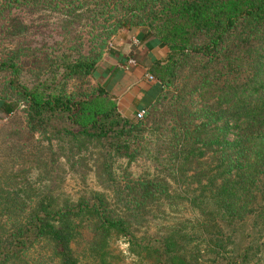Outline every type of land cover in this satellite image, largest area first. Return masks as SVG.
Returning <instances> with one entry per match:
<instances>
[{"label":"trees","instance_id":"obj_1","mask_svg":"<svg viewBox=\"0 0 264 264\" xmlns=\"http://www.w3.org/2000/svg\"><path fill=\"white\" fill-rule=\"evenodd\" d=\"M26 11L56 15L54 30ZM143 27L167 48L147 68L154 103L171 96L138 120L87 84L113 37ZM4 73L0 116H23L0 142V264H78L85 229L100 264L112 236L149 264H249V247L264 249V0H0ZM195 95L206 105L192 108ZM144 154L155 171L133 174ZM89 161L100 191L65 196L63 166L79 176Z\"/></svg>","mask_w":264,"mask_h":264},{"label":"rangeland","instance_id":"obj_2","mask_svg":"<svg viewBox=\"0 0 264 264\" xmlns=\"http://www.w3.org/2000/svg\"><path fill=\"white\" fill-rule=\"evenodd\" d=\"M23 18H26V21L28 22L30 20V22L28 23H34L35 25L39 24L41 26L47 25L46 26V34H48V32H52V30H54L55 28V24L57 21V16L53 15V14H44L45 18H43V16L40 15H30L27 11L25 13H19ZM43 28V27H42ZM35 29V27L33 28V30ZM56 32L54 31L53 34H55ZM38 31H33L31 34V38L34 40L35 42L38 40V38L36 39ZM58 40H61V37H58ZM57 39V38H55ZM6 43V42H5ZM4 43V44H5ZM165 59V58H164ZM101 65L99 66V71H100ZM11 77L8 74H3L0 75V95H1V91L3 90V88H5V81L9 80ZM96 78V77H95ZM97 80L94 79H89L88 80V86L89 87H95L97 86V84L99 83V85L106 87L107 89L110 88L109 86L105 85V83L103 84L102 80L96 78ZM32 79H28V82ZM156 81V80H155ZM30 83V84H31ZM87 88V87H86ZM69 91L74 90V85L72 83L68 84V88ZM175 91V90H174ZM171 95H169L168 99L170 98ZM168 99L167 100H162L160 99L159 102L156 103H152V106H156V108L158 109V113H162L165 108L168 107ZM150 105V106H151ZM206 103H204L199 95H195L193 98V101L190 102V106L192 108H201L203 106H205ZM149 106V107H150ZM148 107V108H149ZM119 111V110H118ZM22 114H18V115H14L11 118H6V117H2L0 116V142L2 140H4V132L5 130L10 128H14L15 126L13 125L14 119L16 117H22ZM52 126L56 127V128H61L63 126H65L67 123L64 119L62 118H52V122H51ZM3 132V133H1ZM231 137V136H230ZM24 138V137H23ZM21 143V142H20ZM19 143V144H20ZM156 150V146L155 145H151L150 146V151L152 153H154ZM86 156H88L86 154ZM117 160V159H116ZM126 160H120V161H115V171H122L124 169H126L129 165L126 164ZM92 162L89 161V163L87 164V167L85 169H80L79 170V176L76 174H73L71 172L68 171V169L66 167L63 166L62 170H65V172L61 175L63 182L60 185V189L62 190V193L65 196H69L72 199H76L78 198V196L80 195H84L87 194L88 191L91 190H95V191H100V187H98V184L95 180L94 177V173L91 170H94V168L92 167ZM154 164L151 163V161H148V158L146 156V154H144L143 156L139 157L136 159L135 163H132V165L130 166V171L133 172V174H143L144 172L149 171L154 172L155 170L153 169ZM81 174L85 175V178L82 179L81 178ZM53 182L52 179L49 181V183L47 184V189H50L52 186ZM148 226L146 227V225L144 224V227H138L139 229H137L136 232V237L139 240L140 238H144L145 233L147 232L146 230L148 229H153L154 227L151 226L150 223L147 224ZM154 226V224H153ZM244 235L243 238L246 236V234H248L250 232V224L247 226H245L244 228ZM151 234V233H150ZM152 234L154 235V231H152ZM146 237V236H145ZM91 232L89 230H83L81 232V234L79 235V237L76 239L75 244L73 245V250L75 252V255L77 256L76 259H78V264H100L98 262V260H96V258L94 257V254L91 251ZM246 242V241H245ZM130 242H129V238L128 237H123V236H112L109 241H108V247H107V253H108V264H149V261H145L144 254H140L138 255V253L140 252V249L137 247H130ZM259 246L260 243L258 241V244L255 246H250L249 248H251V250H249L247 253L248 257H249V264H264V249H261L259 251ZM34 248H39L38 245H35ZM244 248L246 247V244L244 245ZM134 250V251H133ZM236 251V250H235ZM234 251V252H235ZM40 254L42 256V251L38 250L36 252L33 253H29V255H33L36 256Z\"/></svg>","mask_w":264,"mask_h":264},{"label":"crops","instance_id":"obj_3","mask_svg":"<svg viewBox=\"0 0 264 264\" xmlns=\"http://www.w3.org/2000/svg\"><path fill=\"white\" fill-rule=\"evenodd\" d=\"M166 55L167 48L157 43L144 27L122 30L113 37L96 78L110 87L121 117L130 118L154 102L159 86L154 78L147 79V68Z\"/></svg>","mask_w":264,"mask_h":264},{"label":"built area","instance_id":"obj_4","mask_svg":"<svg viewBox=\"0 0 264 264\" xmlns=\"http://www.w3.org/2000/svg\"><path fill=\"white\" fill-rule=\"evenodd\" d=\"M129 63L131 64V63H133V62L130 61ZM147 79L150 80V81L154 80L153 77H151L150 75L147 76ZM144 115H145V110L143 109V110H139V111H137V112L135 113V116H134V117H136V119H138V120H141V119L143 118Z\"/></svg>","mask_w":264,"mask_h":264}]
</instances>
